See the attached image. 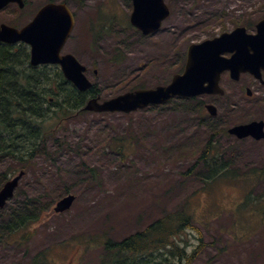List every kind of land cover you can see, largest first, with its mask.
Listing matches in <instances>:
<instances>
[{
    "label": "rangeland",
    "instance_id": "374dc122",
    "mask_svg": "<svg viewBox=\"0 0 264 264\" xmlns=\"http://www.w3.org/2000/svg\"><path fill=\"white\" fill-rule=\"evenodd\" d=\"M164 1L171 15L149 37L130 26V0H24L23 9L12 4L2 10L0 22L21 28L42 5L65 2L75 27L62 53L86 68L103 102L168 85L182 73L191 44L264 17V0ZM220 86L223 96L174 99L128 115L77 113L57 127L63 146L48 144L55 158L38 156L15 198L0 210V264H103L107 241L120 242L180 211L192 218L176 239L191 264H264V140L225 135L233 125L264 121V87L248 75L238 82L222 75ZM207 104L216 107L215 118ZM210 136L241 177L210 186L200 168L189 172ZM66 195L75 196L71 209L56 214V202ZM26 202L30 210L40 209L38 220L5 233L10 212L25 210ZM155 256L156 264L177 263V257Z\"/></svg>",
    "mask_w": 264,
    "mask_h": 264
},
{
    "label": "trees",
    "instance_id": "16d2710c",
    "mask_svg": "<svg viewBox=\"0 0 264 264\" xmlns=\"http://www.w3.org/2000/svg\"><path fill=\"white\" fill-rule=\"evenodd\" d=\"M95 96V86L86 93H80L57 68L50 71L47 66L31 67L26 45L0 44V188L16 171L23 170L25 175L29 174L38 156L55 158L56 153L49 152L48 144L58 141V147L63 146L56 137L57 127L77 113H83L86 101ZM190 138H184L183 143L193 139ZM213 139L214 136H210L204 142L189 172L200 168L204 175L202 181L210 186L223 179L241 177L230 168L226 154ZM250 173L243 176L248 177ZM259 175L263 177V169ZM17 193L18 190L15 195ZM23 196L26 198L27 194ZM246 198L250 202L251 196ZM28 206L26 202L25 210L13 209L1 229L11 234L36 222L40 209L30 210ZM190 226L191 216L182 211L165 214L145 230L120 242L107 241L104 251L108 257L103 264H150L158 261L155 254L161 258L165 255L177 257L174 264H191V258L185 257L176 240ZM35 262L32 261L33 264Z\"/></svg>",
    "mask_w": 264,
    "mask_h": 264
},
{
    "label": "water",
    "instance_id": "95a60500",
    "mask_svg": "<svg viewBox=\"0 0 264 264\" xmlns=\"http://www.w3.org/2000/svg\"><path fill=\"white\" fill-rule=\"evenodd\" d=\"M133 11L130 23L141 31L144 36L157 31L161 22L169 16V10L163 0H131ZM10 3L24 7L22 0H0V10ZM74 21L65 4L49 3L44 5L33 20L21 29L0 25V43L16 44L23 42L30 46V65L36 67L44 64L59 65L67 81L71 82L79 92L91 89L92 84L84 75L85 67L72 55H60V52L72 30ZM258 34L253 37L243 36L244 30L237 29L232 35H224L219 39L207 41L200 45L190 46L184 72L175 75L166 87L149 90H138L117 96L113 99L99 102V98L87 101L84 110L94 113L123 112L130 113L143 110L149 105L166 104L172 97L192 98L203 94L222 95L219 87L220 73L230 69L231 77L238 80L241 73L254 74L261 80L260 70L264 69V19L257 25ZM235 51L229 60H222L220 54L224 51ZM247 95L250 92L247 90ZM211 116L216 115V109L206 107ZM230 135L238 139L252 137L255 140L264 139V123L253 121L248 124L234 126L228 130ZM17 176L7 181L0 189V209L13 197L18 182L23 176ZM75 197L65 196L56 204L54 211L63 213L70 209Z\"/></svg>",
    "mask_w": 264,
    "mask_h": 264
},
{
    "label": "flooded vegetation",
    "instance_id": "af4514ba",
    "mask_svg": "<svg viewBox=\"0 0 264 264\" xmlns=\"http://www.w3.org/2000/svg\"><path fill=\"white\" fill-rule=\"evenodd\" d=\"M176 2H182L181 0H175ZM256 25H257V23L256 24H254L253 25V23L251 24V25H249V24H247V23H242V24H240V23H236V24H233V26H232V30H234V29H236L237 27H243V28H245V30H246V34L247 35H253V34H255L256 33ZM231 30V31H232ZM230 31H228V32H221L219 35H221V34H224V33H229ZM157 34V33H156ZM155 34V35H156ZM154 35V36H155ZM218 35V36H219ZM153 36V35H152ZM232 52H228V53H225V54H223L222 55V57L223 58H225V59H227V58H230L231 56H232ZM185 55V54H184ZM183 55V57H184V59L186 58L185 56ZM222 75H224V76H229V72H224ZM243 75H248V76H250L251 78H252V76L250 75V74H243ZM243 75H241V76H243ZM261 76H262V79L264 78V70H262L261 71ZM254 80V79H253ZM231 81V80H230ZM255 81V80H254ZM259 83V82H258ZM260 84V86H262V87H264V79H263V82L262 83H259ZM248 89V88H247ZM206 107V105L204 106V108ZM252 140V139H251ZM252 141H254V140H252ZM256 142V141H255Z\"/></svg>",
    "mask_w": 264,
    "mask_h": 264
}]
</instances>
